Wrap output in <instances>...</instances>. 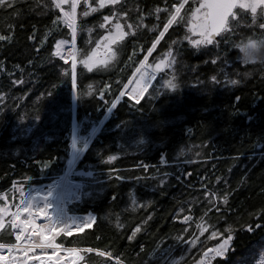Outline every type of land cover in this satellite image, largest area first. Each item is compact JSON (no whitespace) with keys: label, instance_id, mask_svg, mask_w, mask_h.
<instances>
[{"label":"trees","instance_id":"trees-1","mask_svg":"<svg viewBox=\"0 0 264 264\" xmlns=\"http://www.w3.org/2000/svg\"><path fill=\"white\" fill-rule=\"evenodd\" d=\"M35 3L36 0H20V16L0 9V34L13 36L12 43L0 46V194H7L9 203L15 204L20 194L14 192L13 185L29 193L62 179L76 142L80 160L71 177L82 185L83 193L67 211L81 216L91 213L96 222L84 233L66 238L64 245L109 249L120 254L125 264H156L152 252L161 239L166 241L161 248L174 243L172 237L179 233L183 215H193L188 231L197 233L206 190L221 195L227 190L228 205L220 202L225 211L219 216L209 213L206 219L225 237L228 225H232L234 251L215 264H256L264 254V67L243 65L235 46L223 40L219 48H195L183 39V24H174L147 63L164 58L169 47L175 63L156 72L138 104L126 95L119 99L123 85L163 28L167 14L161 13L159 22L154 15L146 17L148 29L153 25L157 28L138 31L137 55L131 61L128 58L133 48L125 44L117 61L107 69L89 72L78 62L74 90L70 62L65 64L51 56L54 40L68 38L67 30L51 24L54 13L38 16L30 12L28 5ZM174 3L179 0H167L169 8ZM129 4H139L147 12L155 6L163 8L165 0H129ZM190 6L192 0L183 11ZM130 14L135 19L136 13ZM99 15L88 18L90 25ZM240 19L241 27L232 40L237 43L245 36L259 35L258 27L250 26V17L241 13ZM9 25L13 26L11 33ZM33 25L38 39L48 29L53 32L39 54L28 40ZM99 31L93 33V39ZM87 38L86 32L78 34L79 49H87ZM172 40L177 43L171 44ZM141 46L144 51H140ZM213 75L220 83L212 82ZM229 79L241 83L231 85L227 83ZM17 80L23 82L16 83ZM169 82L178 85L175 91L169 88ZM113 101L117 106L109 111ZM181 151L184 156H180ZM162 160L167 164H161ZM142 162L150 167L142 169ZM164 172L170 175L162 177ZM117 176L127 179L121 181ZM161 178L166 180L162 186ZM132 194L140 204L149 200L153 203L133 212ZM182 207L184 213L174 219ZM150 214L153 219L146 230L129 241L134 227ZM118 222L122 227L117 228ZM257 222L261 227L249 233L247 227ZM7 232L6 228L0 233V242L14 241ZM208 235L205 232L200 241ZM219 239L207 240L206 245L214 246ZM182 252V247L177 246L173 258H179ZM86 263L102 264V258L88 254ZM181 264L195 262L189 257Z\"/></svg>","mask_w":264,"mask_h":264},{"label":"snow or ice","instance_id":"snow-or-ice-1","mask_svg":"<svg viewBox=\"0 0 264 264\" xmlns=\"http://www.w3.org/2000/svg\"><path fill=\"white\" fill-rule=\"evenodd\" d=\"M20 0H0V9L10 10L11 15L20 16L22 10L18 7ZM189 4V0H179V3H174L171 8L167 6H155L150 11H145L139 4L131 5L129 0H36L35 4H29L28 10L38 16H44L49 13H54V19L51 24L63 27L67 30L68 38L54 40V49L51 51L52 57H57L65 64H71V84L73 89L76 88V69L77 63L83 65L89 72L97 68L107 69L110 65L117 61L120 48L125 44L132 46L133 50L129 56L131 61L137 55L135 44L137 41L138 31L142 28L148 29L145 23L147 16H155L156 21H160L161 13H166L167 18L163 23L162 30L159 31L152 41L151 46L146 49V54L143 60L139 62V67L123 85L119 93V97L125 95V90L131 94L130 98L134 99L138 104L140 99L148 91V87L156 72L159 71L165 62L168 64L175 63V58L171 47L164 54V58L158 63L149 65L147 63L149 56L152 55L157 45L164 39L165 34L174 24H183L186 29V34L183 39L187 40L193 47L201 48L212 46L219 48L221 40L231 43L235 46L236 42L232 37L237 35V30L241 27V13L251 18V27L260 30L258 36H264V0H192V6L188 7L187 11H183L185 6ZM135 12V19L131 16V12ZM183 12V14H182ZM99 13V17L95 23H89L88 18L93 14ZM13 26L9 25V33ZM157 25H153L149 31H155ZM99 29V34L93 39V33ZM81 32L87 33L88 45L86 50H81L77 47V37ZM53 35L51 29L46 30L38 39L36 26L33 25V31L28 36V40L34 44V50L37 54L41 52L45 44L49 41V37ZM13 41L11 34H0V46L10 44ZM176 40H172L171 44H176ZM140 51H144L141 46ZM32 63L31 60L28 61ZM213 64L216 60L212 61ZM226 63V61H225ZM2 67V64H0ZM19 67V65H17ZM222 72L225 69H220ZM67 75L68 73L65 72ZM249 75V73H245ZM213 83H220L216 75L211 77ZM22 83V80L15 81ZM227 83L238 85L241 83L238 79H229ZM169 88L175 91L177 84L168 83ZM103 100V93L100 95ZM239 100V97H236ZM116 101H113L108 107L109 111L116 108ZM191 131V130H189ZM180 156H184V152H180ZM114 157H109V160ZM191 161H188L190 163ZM161 164H167L166 160H162ZM140 167L147 170L150 165L142 162ZM229 171H231L229 169ZM183 175V173H181ZM169 172H164L162 177H168ZM191 175V173H187ZM116 179L124 181L127 177L117 176ZM135 179L139 180L137 176ZM180 176H177V180ZM218 182H219V178ZM166 183L164 178H161L159 185ZM227 185V180L224 181ZM206 188V185L204 186ZM13 190L19 191V202L9 203L7 194H0V233L7 228L8 235L14 236L12 242H0V264H86V256L95 254L96 257L102 258V264H125L120 254H114L109 249L101 250L94 247H65L61 243L56 242V237L61 233L72 236L74 231L83 232L86 228H90L96 222L95 215H88L82 221L65 222L53 217L48 206H38L35 200L26 193L23 187L17 189L13 185ZM230 193L225 190L221 195L218 192L206 190L204 207L200 210L199 222L196 224L197 234L189 233L188 228L193 220V215H183L180 231L172 237L174 243L167 247L161 248L165 244V240L161 239L160 244L156 245V249L152 252L156 264H181L186 262L187 258H192L195 264H215L217 259H227L228 253L234 251L232 244L233 229L232 225H228V235L225 237L223 232L214 224H210L206 217L209 213H215L219 216L222 211L221 201L227 206L229 203ZM15 199V196H13ZM113 200L116 199L114 195ZM131 210L137 211L138 208H148L153 203L151 200L144 204L138 203L135 194L130 196ZM185 209L182 207L178 213H175L173 218L176 219ZM44 219V223H37L38 219ZM153 215L145 216L141 223L134 227L131 235L128 236L129 241L135 240L137 234L146 230V226L152 221ZM122 227L118 222L117 228ZM261 225L257 222L255 225H249L247 231L254 232ZM211 229V231H209ZM208 232L209 235L205 241H200L199 236ZM190 237V238H187ZM220 238L214 246H207L206 241L210 239ZM199 245V246H197ZM177 246L182 247L183 252L178 259L173 258V253ZM193 249L195 251L193 252ZM49 250H51L49 252ZM140 252H144V247L141 245ZM158 252V255H157ZM140 253H137L139 256ZM142 264H147L143 261ZM260 264H264L261 261Z\"/></svg>","mask_w":264,"mask_h":264},{"label":"bare ground","instance_id":"bare-ground-1","mask_svg":"<svg viewBox=\"0 0 264 264\" xmlns=\"http://www.w3.org/2000/svg\"><path fill=\"white\" fill-rule=\"evenodd\" d=\"M126 93L129 95V97L131 96V94L128 93L127 91H126ZM76 151H77L76 145L74 144V148L72 151V156L70 159V164H69L68 169H67V173H66L65 177H63L59 181L57 189L49 195L39 194L33 198L35 200V203L38 206L47 205L48 211L53 217H56L57 219H59L61 221H65V222H72V221L80 222L86 216H88V215H85V216L73 215V214L68 213V211L66 209L67 205L70 204L77 196H79V194H81L80 184L75 183V182L68 184V178L71 175L72 171L74 170L75 166L77 165V163L79 161V155L77 154ZM55 195H57V198H56V200L54 199L55 201H53V198ZM44 222L45 221L42 217L40 219H38V221H37V223H41V224ZM60 235H58L56 237V239ZM50 251L51 250H49V252Z\"/></svg>","mask_w":264,"mask_h":264},{"label":"clouds","instance_id":"clouds-1","mask_svg":"<svg viewBox=\"0 0 264 264\" xmlns=\"http://www.w3.org/2000/svg\"><path fill=\"white\" fill-rule=\"evenodd\" d=\"M235 49L243 65L264 67V36H245L235 44Z\"/></svg>","mask_w":264,"mask_h":264},{"label":"rangeland","instance_id":"rangeland-1","mask_svg":"<svg viewBox=\"0 0 264 264\" xmlns=\"http://www.w3.org/2000/svg\"><path fill=\"white\" fill-rule=\"evenodd\" d=\"M160 59H163V58H158V59H156V60H154L151 64H149V65H152V64H155V63H158L159 61H160ZM169 67V64L167 63V61L165 62V66H163L159 71H161L162 69H167ZM158 72V71H157ZM153 81V80H152ZM152 81H151V83H152ZM151 83H150V86H151ZM150 86H149V88H150ZM148 88V89H149ZM125 93H126V91H125ZM127 94V93H126ZM129 96V95H128ZM119 99H121V97H119ZM112 111V110H111ZM110 113V112H109ZM73 114H74V124H75V116H76V108H75V106L73 105ZM107 117H108V115H107ZM75 127L76 126H74V129H75ZM72 156V155H71ZM79 160H80V156H79ZM69 164H70V161H69ZM66 175V174H65ZM65 177V176H64ZM61 180V179H60ZM59 180V181H60ZM59 181H57V182H55V183H53V184H51V185H49L48 187H37V188H35V189H33L32 191H30L28 194L32 197V198H34L35 196H37V195H39V194H42V195H49V194H51L52 192H54L56 189H57V187H58V184H59ZM72 182H75L74 180H72V177H71V175L69 176V178H68V184H71ZM75 183H78V182H75ZM78 184H80V183H78ZM82 185L80 184V191H81V194H79V196H77L70 204H68L67 205V207H66V209L68 208V207H70L72 204H74V203H77V202H79L80 200H81V198H82V193H83V187H81ZM56 198H57V195H55L54 196V198H53V201H55L56 200ZM55 199V200H54ZM10 203H12V202H10ZM12 204H14V203H12ZM69 213V212H68ZM91 214V213H90ZM90 214H87V215H90ZM74 215H76V214H74ZM93 215V214H92ZM79 216V215H78ZM94 225V224H93ZM93 225L90 227V228H92L93 227ZM90 228H86L83 232H77V231H74L73 232V234H72V236H67V235H65V234H61L57 239H56V242L57 243H61V244H63L64 245V240L66 239V238H69V237H74L75 235H80V234H82V233H84L85 231H87L88 229H90ZM197 235H198V232L196 233ZM201 237H202V235H200L199 236V240L201 239ZM65 247H73V246H67V245H64ZM75 247H79V246H76L75 245ZM80 248V247H79ZM178 259V258H177ZM261 261H264V254H260V257H259V260L256 262V264H260V262ZM86 264H88V263H86Z\"/></svg>","mask_w":264,"mask_h":264},{"label":"water","instance_id":"water-1","mask_svg":"<svg viewBox=\"0 0 264 264\" xmlns=\"http://www.w3.org/2000/svg\"><path fill=\"white\" fill-rule=\"evenodd\" d=\"M125 95H127V96H128V94H126V93H125ZM128 97H129V96H128ZM74 98H75V96H74ZM129 98H130V97H129ZM132 100H133V99H132ZM133 101H134V100H133ZM140 101H141V99H140ZM135 102H136V101H135Z\"/></svg>","mask_w":264,"mask_h":264}]
</instances>
